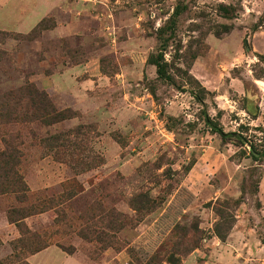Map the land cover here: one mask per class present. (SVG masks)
Listing matches in <instances>:
<instances>
[{
    "label": "rangeland",
    "instance_id": "rangeland-1",
    "mask_svg": "<svg viewBox=\"0 0 264 264\" xmlns=\"http://www.w3.org/2000/svg\"><path fill=\"white\" fill-rule=\"evenodd\" d=\"M25 83L70 117L0 116V264H264V0H0Z\"/></svg>",
    "mask_w": 264,
    "mask_h": 264
},
{
    "label": "trees",
    "instance_id": "trees-1",
    "mask_svg": "<svg viewBox=\"0 0 264 264\" xmlns=\"http://www.w3.org/2000/svg\"><path fill=\"white\" fill-rule=\"evenodd\" d=\"M39 26H42V23L39 24ZM154 63L156 65L157 74L161 76L163 74L164 64L158 60ZM2 97L3 98L0 101L1 117L9 118L13 114V108L16 117H21V120L26 122L39 121L45 125H50L54 122L70 117L65 110H56L47 95L31 83H25L14 90L8 91L3 94ZM52 138L53 141H58L59 135H54L53 137L50 136L47 139ZM15 153L17 152L13 147H8L6 150L0 151V156L13 158ZM160 251H162L161 248H158L153 252L147 260L148 263L152 260H156L158 263L167 261L170 264H173V261L169 258H162Z\"/></svg>",
    "mask_w": 264,
    "mask_h": 264
},
{
    "label": "crops",
    "instance_id": "crops-1",
    "mask_svg": "<svg viewBox=\"0 0 264 264\" xmlns=\"http://www.w3.org/2000/svg\"><path fill=\"white\" fill-rule=\"evenodd\" d=\"M260 191H264V178L260 183ZM41 259H44L47 264H78L72 256L63 253L58 248L52 246H48L29 257V260L33 264H37V261H41Z\"/></svg>",
    "mask_w": 264,
    "mask_h": 264
}]
</instances>
